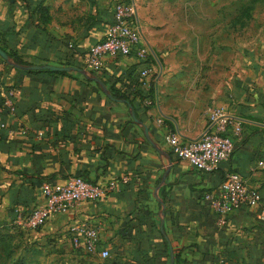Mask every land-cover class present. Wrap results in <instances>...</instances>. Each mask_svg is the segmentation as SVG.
Instances as JSON below:
<instances>
[{
	"label": "crops",
	"instance_id": "crops-1",
	"mask_svg": "<svg viewBox=\"0 0 264 264\" xmlns=\"http://www.w3.org/2000/svg\"><path fill=\"white\" fill-rule=\"evenodd\" d=\"M114 1L0 0V43L31 63L84 67L83 54L112 20ZM132 1L153 55L142 85L152 81V103L135 104L150 137L168 151L167 127L188 141L210 125L233 141L230 155L211 171L168 151L160 196L166 238L182 247L177 264H213L216 256L227 264H264V167L255 166L264 154V17L251 31L246 0ZM142 66L133 54L107 55L95 73L108 89H129ZM71 72H29L0 58V101L5 89L13 90V110L1 114L0 222L14 221L22 231L14 256L28 250L32 264H45L46 257L50 264H170L153 195L165 159L123 100ZM230 170L256 186L260 200L233 208L222 221L202 192ZM75 174L114 181V187L38 228L18 223L22 211L13 205L30 200L36 176ZM87 224L98 228L97 244L109 249L107 258L72 246L70 234Z\"/></svg>",
	"mask_w": 264,
	"mask_h": 264
},
{
	"label": "built area",
	"instance_id": "built-area-1",
	"mask_svg": "<svg viewBox=\"0 0 264 264\" xmlns=\"http://www.w3.org/2000/svg\"><path fill=\"white\" fill-rule=\"evenodd\" d=\"M112 9V20L106 25L102 36L83 54L84 67L97 71L107 55L133 54L143 62L139 75L145 79L150 74L153 55L144 40L135 3L132 0H115ZM12 94V88L5 89L2 93L0 129L6 125L1 117L2 112L13 110ZM143 102L149 105L152 99L147 97ZM156 121L160 124L164 122L162 116H158ZM163 144L170 153L186 160L199 171L213 170L233 149L231 136L210 125L199 136L188 141H184L177 130L167 127L163 132ZM255 166L264 167V154L257 159ZM113 187L114 181H92L82 175H67L53 182L44 180L36 188L34 200L23 212L18 213L17 221L30 228H38L51 215L71 210L82 201H95ZM202 197L210 203L222 221L233 208L241 204L255 205L260 200L257 187L246 183L244 177L235 170L227 171L215 188L203 191ZM97 237L98 228L87 224L74 230L70 234V241L74 248L94 253L101 259L107 258L110 251L106 247L98 246ZM213 264L226 263L222 256H217Z\"/></svg>",
	"mask_w": 264,
	"mask_h": 264
},
{
	"label": "trees",
	"instance_id": "trees-1",
	"mask_svg": "<svg viewBox=\"0 0 264 264\" xmlns=\"http://www.w3.org/2000/svg\"><path fill=\"white\" fill-rule=\"evenodd\" d=\"M39 9L43 10L44 7L39 6ZM0 47L3 50H5L13 58V60H15L16 62L31 63V62L23 59L21 57V55H19L14 49L8 48L5 45L4 40L1 41ZM0 58L4 61V59L1 56H0ZM26 70L29 72L46 71V72H49L52 74L73 75V73L71 71H68V70H53V69H26ZM139 70H138V72H136L134 77H132V80L129 81V85L131 86L130 88L128 87L129 89H126L124 87L123 88L116 87L112 84L109 86V91L111 92L113 98H121V99L125 100L124 102L126 105H127V103H130L133 106L134 111H135V104L137 102L141 103L143 106H148L145 103H143L144 99L149 97L153 100V83L151 80H149L147 86L143 87L142 85L145 83V79L140 77ZM93 72H96V71H93ZM84 78L87 80H90L86 77H84ZM135 114H136V112H135ZM130 120H132V119H130ZM75 175H82V174H75ZM65 176H67V175L58 176V177H54V178H46V177H37L36 176V178H35L36 182L35 183L33 182L34 183L33 184L31 181L32 185L30 187V190H31L30 200L26 203H20V204L13 205L14 210L17 211V209L19 207L21 209V211L23 212L24 208L26 206L28 207L30 205V203L34 200L35 190L41 184L42 181L47 180V181L53 182L57 178L65 177ZM82 176L89 179V180H92V181L97 180V179H94V180L90 179L89 177H87L85 175H82ZM159 194L161 196L164 195V186H160ZM12 209H13V207H12ZM15 232L17 234H19V236L22 235L21 229L18 227V225L14 221H12L11 225L0 222V242L2 243V249L0 250V264H32V259L28 257L29 254L23 253V254H19L17 256H14V257L12 256V253L15 250V246L17 245V243L16 244L13 243V239L15 238V235H16ZM163 234L165 236V238L163 237L164 242L167 245V248L170 249V252L173 255V264H177V261L180 258V251L182 250V247H175V246H172V244L170 245L169 239L166 238V233H163ZM168 246H170V247H168ZM223 258L225 260V263L227 264V260L225 259V257H223Z\"/></svg>",
	"mask_w": 264,
	"mask_h": 264
},
{
	"label": "water",
	"instance_id": "water-1",
	"mask_svg": "<svg viewBox=\"0 0 264 264\" xmlns=\"http://www.w3.org/2000/svg\"><path fill=\"white\" fill-rule=\"evenodd\" d=\"M0 56L4 59V61L7 64L18 67V68H22V69H53V70H68V71L76 70L79 73L83 74L86 78L95 80L99 84L101 89L105 92V94H107L110 97H113L109 89L105 86V83L103 82L101 77H99L95 72H93L92 70L86 67L74 66V65H58V64H53V63H19L13 60V58L1 47H0ZM115 99L123 100L121 98H115ZM127 106H128V109H129V112H130V115L133 121L142 127L145 137L150 141L153 147L158 151L160 156L165 159V163L163 165V172L160 176V179L158 180V182L156 183L153 189V195L159 202L158 217H159L160 230L164 233L163 219H164L165 203H164L163 198L159 194V188L165 182V176L169 170V166L171 163V157L166 149H164L157 141L153 140L150 137L147 124L135 114L133 106L130 103H127ZM172 262H173V255L170 252V264H172Z\"/></svg>",
	"mask_w": 264,
	"mask_h": 264
},
{
	"label": "rangeland",
	"instance_id": "rangeland-1",
	"mask_svg": "<svg viewBox=\"0 0 264 264\" xmlns=\"http://www.w3.org/2000/svg\"><path fill=\"white\" fill-rule=\"evenodd\" d=\"M246 1H247V6H246L247 11L246 12L248 13V16H249L248 28H249V30L253 31L257 28V26H258L257 23L263 22L262 17H264V9L263 10H261V9L264 7V6L262 7V5H264V4H261L262 0H246ZM236 6H238V5L236 4ZM251 13H255V16L253 18L251 17ZM259 15H260V17H259ZM257 19H258V21H257ZM15 234L16 235H15V238L13 239V243H15V244L17 243V245H18L19 242L20 243L22 242V241H20V239L22 240L23 235L21 238V236H19V234H17L16 232H15ZM29 251H30V248H29ZM27 252H28V250L26 251V253ZM14 253H16V252L13 251V253H12L13 257L15 255ZM28 257L31 258L30 255ZM43 260H44L45 264L46 263L50 264L51 262H53L52 260H50L47 257H46V259H43Z\"/></svg>",
	"mask_w": 264,
	"mask_h": 264
}]
</instances>
